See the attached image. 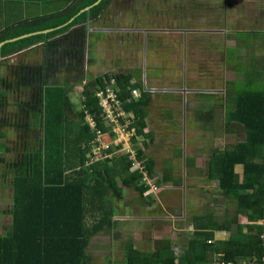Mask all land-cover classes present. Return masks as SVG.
<instances>
[{"label": "trees", "instance_id": "trees-1", "mask_svg": "<svg viewBox=\"0 0 264 264\" xmlns=\"http://www.w3.org/2000/svg\"><path fill=\"white\" fill-rule=\"evenodd\" d=\"M53 1V9H49L44 15L17 23L11 26L13 31L0 35V41H6L63 27L46 36L5 45L0 49V57H7L10 52L25 47L28 41L31 44L43 37H47V41L58 33H67L74 26L85 27L84 33L77 38L81 39V42L76 43L77 50H68L67 43H62L59 48L63 50L54 54L77 56L76 64L65 68L66 72L70 70L76 74L71 81L72 90L44 91L41 87L42 103L39 104V111L36 112L34 108L28 114L17 109V115L4 122L0 120V149H6L5 154L0 152V181H3L0 182V187L6 186L8 180L12 185V205L8 210L12 230L9 234L0 235V264H93L88 249L91 240L102 232L109 233L121 244L127 257L126 264H210L217 256L225 260H238L263 252L264 88L258 90L251 87L257 80L261 81L260 77L263 76L246 73L244 82L247 83H228L227 94L233 96L226 108L228 134L233 132L235 124H241L246 131V140L235 143L231 148L214 149L210 152L208 176L217 182L219 191L226 197L225 201L231 202V206L235 208L234 217L221 219L209 213L212 218L208 215L195 218L194 237L187 240L182 251L172 248L170 240L163 239L155 242L154 250L150 253L144 252L137 248L136 240L131 234L115 229L117 222L114 221L110 199L120 197L123 189H132L144 200V204L147 201V205L152 206V191L141 182L143 174L133 166L130 156L125 153L87 164V144L95 138V133L91 132L86 116L91 115L96 119L101 130L108 128L101 119L104 110L98 96L110 88L120 102L121 109L135 115V119H132L133 126L137 128V137L141 136L148 127L146 108L152 93L145 86L143 88V80H136L133 74L108 72L101 77L95 76L94 79L87 77L89 71L84 69V50L87 49L88 28L98 21V16L104 14L114 0H102L96 6L94 4L98 0ZM64 3L66 9L59 10ZM90 6H93L90 12L80 14ZM78 14L80 16L77 17ZM73 18H76L75 21L69 24ZM103 39L104 37L100 39L102 45L106 44ZM159 49L157 48L158 52ZM231 54L232 57L236 56L235 53ZM59 59L61 57L56 56L54 62ZM230 60L236 67L241 62L239 58ZM53 69L52 62L44 69L42 66L39 72ZM138 74L140 71L134 75ZM80 75V78H76ZM38 77L45 80L43 73ZM238 85L248 86V89L237 91L235 87ZM76 86L80 87L83 108L73 118L69 113L74 112L69 96ZM135 90L141 92V98L132 102ZM7 97V93L0 91V115L9 103ZM120 113L122 112L116 111V115ZM120 120L124 119L121 117ZM8 126L21 130V134H17L12 140L15 143L9 136L6 137L7 131L1 130ZM8 139L15 145V151L19 149L17 156L12 154L10 158L7 157L13 153L4 142ZM132 140L136 141L134 138ZM144 151L143 148L138 149V160L152 183L159 188L168 177L165 175L159 181L156 179L155 163ZM95 191H99L95 193L96 198L102 199H99L102 210L98 205L97 212L100 213L96 212L88 223V211L94 208L91 194ZM139 204L144 213L145 206L141 201ZM175 213L180 215V208ZM240 216L247 217L249 224L240 223ZM126 231L134 234L136 229L128 227ZM216 232H230V236L227 240L218 241L215 240ZM123 234H127L129 238L123 239ZM209 240L213 242L209 243Z\"/></svg>", "mask_w": 264, "mask_h": 264}, {"label": "rangeland", "instance_id": "rangeland-1", "mask_svg": "<svg viewBox=\"0 0 264 264\" xmlns=\"http://www.w3.org/2000/svg\"><path fill=\"white\" fill-rule=\"evenodd\" d=\"M5 1H7L6 3L8 4L7 9H12V4H14V2H16L14 5L15 8L18 6L29 8L31 14L26 17L25 20L42 16L47 12L48 7L51 9L50 6H54V3L51 2L53 0ZM57 1L62 2V0ZM117 1H124L126 3V0ZM168 1H173V5H164ZM207 1L208 0H139L141 3L139 7H131V9L143 15H139L135 20L121 19L119 23H116L110 20V18L116 19L120 15L115 9L114 0L112 4L114 9H111L112 13L108 17L109 20H107V23H103V26L108 27L107 30L117 31V37L115 36V40H113L111 45H102L100 43V33H98L97 36L90 35L88 41L91 60L94 62H96V60L98 62L99 60L98 63L100 64L94 63L89 65L88 71L92 76H97L103 72H113V70L119 68L116 63L112 64V61V65L109 64V62L106 64V58L108 56L112 59L114 57L126 58L124 65V73L126 74H130L127 71H131V69H137L140 71L141 75L144 64L148 62V72L142 74L141 78L143 80V88L145 86L148 91L152 90V98L150 99L148 109L150 118H152L149 124L152 128L149 127L150 130H147L148 132L150 131L148 137H145L144 134L137 137L136 130L135 136L132 137V139L134 138L136 141L133 142V140L130 139L127 143H129L130 149L134 151L136 155L138 149L143 148L145 154H148L155 161V169L157 170L158 177H156V174H154V176L158 181L161 180L164 175L168 174L166 169H171L175 174L174 181L177 183L180 182V187L174 188L173 190L165 188L162 191L160 187H164L166 183L163 182L162 185L159 184V195L154 193L150 194L154 204L148 206L142 203L145 206L144 213L141 210L139 201L136 203L133 201L130 202L132 211L128 212L123 209L122 212L118 213L119 219L116 220L117 224L115 229L118 232L131 234L135 238L139 249L147 253L154 250L155 240L171 239V241L175 243V241H181L182 238L185 241L192 239L194 237V230L191 218L195 213H205L210 216V218H212V215L209 213H213L221 219H231L235 215V208L232 207L230 209V203L225 201L226 197L219 191L217 182L206 175L208 164L200 161L195 155H199V150L202 147H208L210 152H213L214 149L221 150L229 147L231 148L235 143L246 140V131L241 124H235L232 128L233 132L228 134L229 128L225 123L226 108L228 103L232 101L233 96L232 94H227L229 92V90H227V85L230 82H244L242 77L236 75V70L241 74H252L250 69L254 59L240 60L241 62L238 63L235 69L232 65L228 64L229 60L225 62V60H219L213 55H206L204 59H193L192 55L195 50L192 51V49L186 53L184 48L183 51H180L179 47H174L173 44L175 43H180V41L184 43V36H189V38L191 36H196L198 39H203L206 42L212 40V37L207 38L206 34L199 33L206 32L207 30H200L195 24L191 25L195 22L196 16L198 17L199 15L196 8H193L194 11L183 14V22L188 23H184L183 26L177 25V22H172V24L167 23L168 26H165L162 21H158L161 19L160 17L157 19L159 9H163L164 11V9H169L178 5L177 9H172L178 10L181 7V2L194 4L198 7V4L201 6V4L203 5ZM215 1L218 5L219 0ZM186 7L190 8L191 6L186 5ZM201 12L203 14L206 13L203 6ZM25 15L26 14L22 16ZM167 30H178V36H166L164 31ZM126 31H131L133 34L130 35V32ZM193 31L198 33L190 34ZM125 33L130 37L124 35ZM107 39L111 42L112 34H108ZM238 39L241 41L251 40L245 37H239ZM150 43L152 46L160 48V52L158 53L151 50L148 47ZM146 44H148V46H146ZM159 44L164 45L160 46ZM187 44L194 45L189 42H187ZM207 46L208 44L205 43L198 44V51H202L203 53L209 52L210 49H207ZM197 47L195 49H197ZM110 48L113 49L112 52L107 53ZM101 51L105 52L102 56ZM175 51L180 54V61L183 58L182 64L176 68L174 67L177 63ZM261 54L264 55V51H261ZM229 56L232 57V54H229ZM257 61H259V63H256L257 72H261V70L258 69L264 67V60ZM135 66H137V68ZM106 67L108 69L101 70V68ZM122 67L123 63L121 64V68ZM158 75H160L162 79L160 81H152V77ZM135 76L136 75L133 74V77ZM215 79L217 81L216 84L212 81ZM260 79L262 80H257L251 87L258 90L264 88V76L260 77ZM181 87L182 90L196 89L202 92H213L214 95L213 97L201 96L200 98H198L197 95L193 98L187 95L186 98L182 96L178 97V100H169L172 96L166 94L167 92H163H173L171 90L180 91ZM242 88L248 89V86L241 87L238 85L235 87V90L240 91ZM69 97L74 110V112L70 111L69 113L73 118H76L83 108L80 87H74ZM211 111L213 112L212 116L203 119L199 118V116L206 117ZM167 118L171 121L167 120ZM72 120L76 121L77 119ZM3 129L6 131L8 130L7 127ZM15 131L18 135L21 134V130L15 129ZM175 132L180 133V135ZM109 133L112 135L110 137L112 141L118 139L112 129H109ZM128 137H131V135L129 134ZM168 137L171 138V140H168ZM91 140H89L87 144L88 158L92 150L90 146ZM4 142L13 151V153L11 152L7 157L10 158L12 154L16 156L19 154V149L15 151V145L12 144V142L15 143V141L10 142L8 139ZM176 144L182 149L180 155L176 153L179 151V149L175 147ZM120 147L121 146L114 147V149L117 150L116 154L124 153L121 152L123 148ZM0 152L5 154L6 149L3 147L0 149ZM172 158H174V160H172ZM161 161H168V163L164 164ZM191 162L192 167H190ZM140 164L142 165L141 162ZM133 166L140 171L139 165L133 164ZM118 182L120 184V180H118ZM5 184L6 186L0 187V235L9 234L12 230L11 217L8 214V210L12 205V185L10 180ZM167 187H170V185ZM126 192H129V189H126ZM131 193L134 196L138 195V193L134 191H131ZM127 196H129V193ZM123 206L128 205L124 203ZM178 207H182L183 214L175 216L174 210ZM198 217L204 216H197L196 218ZM218 220L221 222L220 219ZM90 222L91 218L88 220V223ZM240 223L244 225L249 224L248 218L240 216ZM128 227L135 228L136 232L134 234L131 231L127 232L126 229ZM147 232H150V237L144 236ZM229 236L230 232L215 233V239L218 241L226 240ZM122 238L128 239L129 237L127 234H123ZM177 251H180V249H177ZM88 253L92 258L93 264H109L111 261L112 264H126L127 262L124 248L118 241L113 239L109 233L105 232L98 234L91 240Z\"/></svg>", "mask_w": 264, "mask_h": 264}, {"label": "crops", "instance_id": "crops-1", "mask_svg": "<svg viewBox=\"0 0 264 264\" xmlns=\"http://www.w3.org/2000/svg\"><path fill=\"white\" fill-rule=\"evenodd\" d=\"M6 2L7 1L5 0H2V1L0 0V35L7 34L5 32L9 33L13 31L11 26L17 23H22L23 21H25L26 17L30 16L29 8H25L23 6H18L17 8H15L14 5L16 4V2H14V4H12L13 5L12 9L10 8L7 9L8 4ZM51 2L54 3V1H51ZM180 4H181V7L179 8V11L178 10L171 11V13L175 15L174 21H178L177 18H181L180 22L182 23V25H184V23L188 24L186 22H183V14L189 13L190 11H194L193 8H196V10L199 12V15L198 17L196 16L195 22H198L199 23L198 25L203 26L204 29L207 30L206 32H199V33L206 34L207 38L212 37V40H209L206 42L203 39H198V37L196 36H191L189 38V36L185 37L184 35H181L185 37L184 41L196 44V46L193 45L192 51L195 50L192 55L193 59H204L206 55H213L214 57H217L219 60H225V62L229 60L228 64L232 65L235 69L237 67L232 63L230 59L232 60H234L235 58H239L240 60L254 59L253 60L254 62H252L251 69H250L252 72H254L252 74L264 76V67H261L258 69V70H261L262 73L257 72V67H256V63H259V61L257 60H264V55L261 54V51H264V0H219L218 5L216 4L215 0H208L203 5L201 4V6L200 4H198V7H196L194 4H187V3H182V2ZM21 5H25V4H21ZM186 5H189L191 7L188 8L186 7ZM176 6L178 7V5ZM202 6L204 8V11L206 12L205 14L201 12ZM50 8L53 9V5H51ZM65 9H66L65 3L61 7H59V10L61 11ZM48 10H49V7L47 8V11ZM107 11L108 10H106V12ZM105 13L102 15H99L102 17L99 18L98 22H94L93 24L89 26L90 27L89 34L87 35L88 40H89L90 35H94L93 32L98 33L99 31H102L103 29L104 30L106 29L105 31H107L108 27L103 26V23H105L103 21ZM176 13H180L181 17ZM24 14L26 15L22 16ZM76 18H73L74 20L72 19L69 22V24H72ZM177 25H180V24L178 23ZM82 27L83 26H74L67 33L65 34L58 33L57 35L52 36V39L47 40V41L45 40L47 37H43L40 40H34V43H31V44H29V41H28L25 47H22L21 49L17 51H13L12 53L10 52L9 56L7 57L6 56L0 57V81L2 82L0 83V91H3L8 94L7 102H9L6 105V108L2 110V115H0V120L2 122L6 121V119H10L14 115H17V112L21 109V107L26 104L29 98V94L31 93L32 95V93L36 91L35 88L40 89L42 87L44 91L48 89L72 90V82H71L72 80L68 78V73L65 72V68H69L72 65H75L77 61V56L76 55L74 57L67 56V53L65 54L58 53L55 56L54 54L57 51L63 50L59 48L60 44L62 43H67L66 49L68 50H71V49L77 50L78 46L76 45V43L81 42V39H77L75 35L79 37L82 35V33H84L85 27L84 28ZM62 28L63 27H60L58 29L47 30L45 32L35 33L36 35L31 34L33 36L27 37L25 39H22L23 36H19V37H15V38H12L6 41H0V42H4V45L2 46L4 47L5 45H12V44L18 43L20 41H23L29 38H33L37 36H40V37L46 36V35L53 33L54 31H59ZM196 33L198 32H193L192 34H196ZM239 37H245L251 40L241 41L238 39ZM201 43L208 44L207 49H210V51L206 53H203L202 51L201 52L198 51L197 46L198 44H201ZM180 44H182V41H180ZM2 47H0V49ZM196 47L197 49H195ZM112 50L113 49L110 48V50H108L107 53L112 52ZM51 53H53L54 57H52ZM231 53H235L236 56L230 57L229 54ZM56 56L61 57L62 67L56 71L47 70L45 72H42L45 75V80H42L41 78L38 77L40 74L32 71L36 67L41 69V67L43 66V69H44L45 68L44 65L46 64V62H50L51 64L53 62L54 67H55L56 62H54V59L56 58ZM125 59L126 58H123V57H114L112 59L110 56H108L106 58V64L108 62L109 64H111V61H112V64L116 63V65L120 68L121 66L119 63L121 62V64L123 63L122 69L125 70L124 68ZM84 61L87 63L90 62V64L97 63V60L96 62L92 63L89 49L88 50L86 49V51L84 50ZM135 67L137 68V66ZM84 68L86 67L84 66ZM106 69L108 68L106 67ZM101 70H103V68ZM135 70L139 71L137 69ZM103 73H108V72H103ZM103 73H100L99 75ZM236 75L239 77H242L244 80L245 74H241L240 72L236 70ZM141 76L142 74L141 75L138 74L137 76H135L136 77L135 79L137 80L139 78L140 80L142 79ZM161 79L162 77L160 75L152 77V81L154 80L160 81ZM212 81L216 82V79ZM43 83L44 85H42ZM157 83H161V82H157ZM221 84H222V81H221ZM171 91L173 92L163 91V92H167L166 94H170L172 96V98L169 100H178V97H182V96L186 98L187 95L189 97L192 96V98L196 95L198 98H200L201 96L213 97L214 95L213 92H202L196 89L182 90V87L180 91L178 90H175V91L171 90ZM151 98H152V94L149 96V99ZM192 98H191V101H192ZM30 101L32 102V97H30ZM148 109H149V105L146 108L147 112H148ZM212 115L213 113L211 111L209 112V115H206V117L199 116V118H202V119L208 118V116L210 117ZM150 119L152 118H150V113H148L147 118H146L148 127L147 129L144 130L145 137H148L150 135V131L148 132L147 130H150V128H152L149 124ZM167 120L171 121L169 118H167ZM8 122L9 124H11L10 120ZM7 128H8L7 130L8 134L6 137L8 138L9 136V139L12 141L14 137L17 136V132L15 131V128L11 126H8ZM1 130H5V129L1 128ZM176 134L180 135V133H176ZM167 139L171 140V138L169 137ZM175 147L179 149L178 152L176 151L175 152L178 155H180L182 149L177 144ZM195 156H197L199 160L202 161L203 163L208 164L209 159H210V149L208 147H202L199 150V155H195ZM148 157L151 158L149 155ZM172 160H174V158H172ZM162 163L167 164L168 161L162 162ZM190 167H192V162L190 163ZM166 170L168 173L166 175L168 177V180L166 181L164 187H160V190L163 191L165 188H170L171 190H173L174 188L180 187V184H179L180 182L177 183L176 181H174L175 180L174 171L171 169H166ZM154 172L156 174V177H158L155 166H154ZM202 173L205 174L204 172ZM206 175L207 176L209 175L208 169H207ZM168 185H170V187H167ZM131 191H134V190L129 189V192H126V189H123L120 197L118 198L112 197L110 199V203L112 204V207H113L112 212L114 213V221L119 219L118 213L122 212L123 209H125L128 212L132 211L130 202L133 201L136 203L138 201H141V203H143L144 200L139 198V195L134 196L131 193ZM98 192L99 191H95L93 194H91L94 200L93 201L94 208L92 211H88V218H92V216L96 214L98 205H99V209L102 210L99 204V199L101 198H96V195H95V193H98ZM128 193H129V196H127ZM154 194L159 195L158 192ZM104 203H107V202L105 201ZM124 203H127L128 206H123ZM147 203L148 202L146 201V204ZM229 206L231 209L232 208L231 202ZM178 208H180L181 214H183L182 207H178ZM178 208H176L174 212ZM148 211H151V210H148ZM97 213L99 214L100 212H97ZM174 215L178 216V214H175V213ZM205 215H206L205 213H202V214H200V212L195 213L191 218L192 226H193V219H195L197 216H205ZM134 220H137V219H134ZM193 230L195 233L194 226H193ZM144 236L150 237V232L145 233ZM169 240L171 241V239ZM155 241H160V240H155ZM171 242H172V247L176 250L180 249V251H182L187 245V240L185 241L183 240V238L181 241H177V242L175 241V243L173 241ZM137 248L139 249L138 246Z\"/></svg>", "mask_w": 264, "mask_h": 264}, {"label": "built area", "instance_id": "built-area-1", "mask_svg": "<svg viewBox=\"0 0 264 264\" xmlns=\"http://www.w3.org/2000/svg\"><path fill=\"white\" fill-rule=\"evenodd\" d=\"M98 98L104 110V114L102 115L101 119L103 125L107 126L108 128L104 131L101 130L98 127V122L96 119H94L91 115L86 116V122L89 125L91 132L95 133V138L93 137L90 143L92 150L87 164H93L100 159H112L117 153V150H115L114 147L121 146L120 148H123L121 152L129 155L134 165H139L140 171L143 174L141 182H143L145 186H148L151 191H157V186L152 183L147 171L140 164L136 153L130 149L129 143H127L128 140L135 136L137 130V128L133 126L132 120L135 119V115L121 109L120 102L110 88H107L101 96H98ZM140 98V92L132 93V102H135ZM117 110L121 111L122 113L116 115ZM121 117L124 119L123 121L120 120ZM109 129H112L114 134L118 137L116 141H112L110 139L112 135L109 133ZM129 134L131 137H128ZM261 224L263 227V232L261 234V246L263 252L253 257L241 258L238 260H225L217 256L210 264H264V219L262 220ZM212 242L213 241L209 240V243Z\"/></svg>", "mask_w": 264, "mask_h": 264}, {"label": "flooded vegetation", "instance_id": "flooded-vegetation-1", "mask_svg": "<svg viewBox=\"0 0 264 264\" xmlns=\"http://www.w3.org/2000/svg\"><path fill=\"white\" fill-rule=\"evenodd\" d=\"M172 2V3H171ZM168 1V2H166L164 5H168V4H172L173 5V1ZM186 3V2H185ZM141 3L139 2V0H126V3L124 2V1H117V0H115V4H114V6H115V9L120 13V15L116 18V19H110L112 22L114 21V22H116V23H119L120 21L119 20H121V19H127V20H135V18L136 17H138L139 15H143L142 13L140 14V13H137V12H134L135 10H132L131 9V7L132 8H138L139 7V5H140ZM187 4H189V3H187ZM114 6L112 7V4H111V6L109 7V9H108V11L105 13V16H104V22L105 23H107V19H108V17L110 16V14L112 13V10L111 9H114ZM178 7L177 6H174V7H172V8H169V9H164V11H163V9H159V14H158V18L157 19H159V17L161 18L160 20H158V21H162L163 22V24L165 25V26H168V24L167 23H169V24H172V22H177V24L179 23L180 24V26L182 25V23L180 22L181 21V18H177V20L178 21H174V19H175V15L174 14H172L171 13V11H172V9H177ZM178 11H179V9H178ZM160 12H162V13H160ZM151 13V12H150ZM147 14H149V13H147ZM176 14H178L180 17H181V14L180 13H176ZM129 15V16H128ZM148 16V15H147ZM146 16V17H147ZM126 17V18H125ZM167 22V23H166ZM195 24V26H197L198 27V29H200V30H205L204 29V27L203 26H201V25H198L199 23L198 22H195V23H193L192 25H194ZM183 26V25H182ZM104 30V29H103ZM99 31L98 33H100L101 34V37H100V39L102 38V37H104V39H105V42H106V44H112V42H113V40H115V36L117 37V31L115 32L114 30L112 31V30H107V32H105V31ZM109 31V32H108ZM126 32H130V35L131 34H133V32H131V31H126ZM194 32V31H193ZM193 32H191L190 34H192ZM98 33H94V35L95 36H97L98 35ZM108 34H112V41L110 42L108 39H107V35ZM164 34L167 36V35H174V36H178L177 34H178V30L177 31H173V30H167V31H164ZM124 35H128V34H124ZM129 36V35H128ZM75 37L76 38H78V36L77 35H75ZM130 37V36H129ZM186 37V36H185ZM103 39V40H104ZM107 40V41H106ZM160 46H162V45H164V44H159ZM174 45V47H179L180 48V51H183V48H184V51L187 53V52H189V51H191L192 49H193V46L192 45H189V44H187V42L186 41H184V43H182V44H180V43H175V44H173ZM146 46H148V44H146ZM194 46H196V44H194ZM151 50H153L154 52H158L157 51V48L156 47H154V46H152V44L150 43V46H148ZM182 49V50H181ZM116 51V50H115ZM132 52V51H131ZM103 53H105L104 51H101V56L103 55ZM159 53V52H158ZM175 53H176V51H175ZM176 55H177V63L174 65V67L176 68V67H178L180 64H182V61H183V58H182V60L180 61V54L179 53H176ZM94 61L92 60V63H93ZM184 62H185V59H184ZM96 64H98V65H100L98 62L96 63ZM120 64V66H121V62L119 63ZM146 64H147V66H146ZM146 64H144V68H143V70L141 71V73L142 74H146L147 72H148V62H146ZM142 68V67H141ZM102 69V68H101ZM104 69H106V68H104ZM32 71H34V72H38V74H40L39 76H41L42 75V72L40 73L39 71H40V69L38 68V67H36V68H34V70H32ZM124 71L125 70H123L121 67L120 68H117V70H113V72H119V73H124ZM127 72H130L131 74H136L137 72H135V69H131V71H127ZM67 73H68V78L70 79V80H72V79H74L75 78V72H73V71H70V70H67ZM81 77V75L80 76H78V77H76V78H80ZM83 77V76H82ZM87 77H89V79H94V78H96L95 76H92V75H87ZM35 92H33L32 93V95H31V93L29 94V98H28V100H27V102H26V104L24 105V106H22L21 107V109H20V111H22V112H26V113H28V114H31V110H33L34 108L36 109V112L37 111H39V108H38V106H39V104H41L42 103V100H41V95H42V93L40 92V90H39V88H35ZM30 97H32V102L30 101ZM29 104H32V106H28Z\"/></svg>", "mask_w": 264, "mask_h": 264}, {"label": "clouds", "instance_id": "clouds-1", "mask_svg": "<svg viewBox=\"0 0 264 264\" xmlns=\"http://www.w3.org/2000/svg\"><path fill=\"white\" fill-rule=\"evenodd\" d=\"M108 10V9H107ZM102 16H99L98 17V21H99V18H101ZM97 21V22H98ZM89 29H90V27L88 28V34H89ZM106 30V29H105ZM105 30H103V31H105ZM93 34H94V32H93ZM88 38H87V50H88ZM51 55H52V57H53V53H51ZM50 64V62H46V64L44 65V67L46 68L48 65ZM88 65H92V64H89V63H87V62H85L84 61V66L86 67V68H84L85 69V71H88ZM62 67V63H61V59H59L58 61H56V66L54 67V69L53 70H51V71H56V70H58L59 68H61ZM66 72V71H65ZM101 76H104L103 74H101V75H99V77H101ZM134 92H140V91H137V90H135ZM141 93V92H140ZM151 93H152V90H151ZM140 100V99H139ZM39 107V106H38ZM130 113H132V112H130ZM158 188V187H157ZM159 191V188H158V190L157 191H152V193H157ZM228 239V238H227ZM226 239V240H227ZM216 240V239H215ZM212 241V240H211Z\"/></svg>", "mask_w": 264, "mask_h": 264}, {"label": "water", "instance_id": "water-1", "mask_svg": "<svg viewBox=\"0 0 264 264\" xmlns=\"http://www.w3.org/2000/svg\"><path fill=\"white\" fill-rule=\"evenodd\" d=\"M101 1H102V0H98L94 5H95V6L98 5ZM92 7H93V6H90V7H87V8H85V9H83V10L80 12V14H81V13L84 14V12H86V13L90 12V10H91ZM78 16H79V14H78ZM73 20H74V19H73ZM105 32H107V31H105ZM108 32H109V31H108ZM35 35H36V34H35ZM35 35H34V36H35ZM30 36H33V35H29V36H26V35H25V37L23 36L22 39H25V38L30 37ZM3 45H4V42H0V47H2ZM89 64H90V62H89Z\"/></svg>", "mask_w": 264, "mask_h": 264}]
</instances>
